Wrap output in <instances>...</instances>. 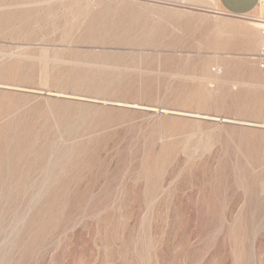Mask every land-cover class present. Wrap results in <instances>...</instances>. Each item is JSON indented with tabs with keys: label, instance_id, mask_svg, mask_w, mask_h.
<instances>
[{
	"label": "rangeland",
	"instance_id": "obj_1",
	"mask_svg": "<svg viewBox=\"0 0 264 264\" xmlns=\"http://www.w3.org/2000/svg\"><path fill=\"white\" fill-rule=\"evenodd\" d=\"M0 0V264H264V0Z\"/></svg>",
	"mask_w": 264,
	"mask_h": 264
},
{
	"label": "crops",
	"instance_id": "obj_2",
	"mask_svg": "<svg viewBox=\"0 0 264 264\" xmlns=\"http://www.w3.org/2000/svg\"><path fill=\"white\" fill-rule=\"evenodd\" d=\"M261 0H201V8L215 13L246 16L251 14Z\"/></svg>",
	"mask_w": 264,
	"mask_h": 264
},
{
	"label": "bare ground",
	"instance_id": "obj_3",
	"mask_svg": "<svg viewBox=\"0 0 264 264\" xmlns=\"http://www.w3.org/2000/svg\"><path fill=\"white\" fill-rule=\"evenodd\" d=\"M255 24H256V26H257L258 28H263V29H264V20H261V21H259V22H256Z\"/></svg>",
	"mask_w": 264,
	"mask_h": 264
},
{
	"label": "built area",
	"instance_id": "obj_4",
	"mask_svg": "<svg viewBox=\"0 0 264 264\" xmlns=\"http://www.w3.org/2000/svg\"><path fill=\"white\" fill-rule=\"evenodd\" d=\"M262 66L264 67V64H262Z\"/></svg>",
	"mask_w": 264,
	"mask_h": 264
}]
</instances>
